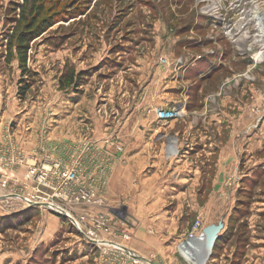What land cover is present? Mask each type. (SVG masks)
Wrapping results in <instances>:
<instances>
[{
  "label": "rangeland",
  "instance_id": "rangeland-1",
  "mask_svg": "<svg viewBox=\"0 0 264 264\" xmlns=\"http://www.w3.org/2000/svg\"><path fill=\"white\" fill-rule=\"evenodd\" d=\"M200 2L47 0L42 20L50 19L54 26L31 44L27 64L30 73L25 75L14 58V45L11 47L13 38L23 29L20 14L25 2L0 0V139L5 132L16 139L26 135L27 146L34 142L32 151L46 122L52 125L48 137L57 144L97 137L96 132L101 129L102 133V127L116 114L113 108L101 105L102 95H97L99 84L111 76H122L108 87L105 84L104 90L117 89L115 104L130 107L142 79L125 76H152L148 74L151 62L159 51L168 52L166 48L171 47L175 61H185L183 66L172 61L170 66L177 69L178 76L189 79L180 87L187 95V118L154 123L159 131L153 139L154 151L137 157L132 156L137 152L135 145L125 144L118 135L121 123L118 131L104 128L125 146L127 154L121 173L116 171L120 164L115 166L116 183L110 192L112 175L105 196L126 221L116 229L126 231L130 238L119 241L129 250L138 243L155 245L154 241L134 242L135 214L149 234H153L154 223L164 222V214L168 215L165 223L170 224L169 230L188 231L187 236L194 222L201 218L213 226L223 222L225 228L220 236L228 231L224 235L228 236L227 241L216 250L214 246L207 264H264V62L255 58L262 45L255 42L258 31L253 23L235 30L236 20L242 18L240 15L246 13L249 5H263L264 0H207L197 7ZM205 6L219 10L218 29L213 30L214 24L201 19L199 12ZM10 49L12 60L8 62ZM68 70H74L76 76H87L83 81L86 91L60 87V79L67 76ZM133 70L140 73L134 75ZM22 76H27L22 84L29 88L23 100L18 96ZM120 89L127 91L124 96ZM157 89L160 95L164 94V87ZM160 95L158 99L165 101ZM80 101L79 115L88 116L86 126L70 118L73 104ZM99 111L102 112L98 114ZM97 119L100 122H95ZM150 125L151 121L145 126ZM229 125L235 126L237 132L244 128V134L237 135L236 144H246L236 161L225 167L219 161V150L199 143L198 135L207 131L221 143V148L228 139L225 126ZM188 126L191 129L183 134ZM173 128L182 131L178 140L172 137ZM188 137H193L190 141L195 143L190 147L191 158L182 161L176 152L183 145L179 140ZM249 137H256V141H249ZM172 144H176V151L170 155L167 147ZM233 177L234 187L230 188L226 182ZM2 197L3 192L0 264H102V252L73 224L44 208L27 207ZM194 204L202 209L194 208ZM82 230L86 231L84 226ZM175 239L167 236L161 244L171 240L167 245H172ZM180 243L177 259L190 264L182 257ZM149 259L153 264H166L164 258L154 253Z\"/></svg>",
  "mask_w": 264,
  "mask_h": 264
},
{
  "label": "built area",
  "instance_id": "built-area-1",
  "mask_svg": "<svg viewBox=\"0 0 264 264\" xmlns=\"http://www.w3.org/2000/svg\"><path fill=\"white\" fill-rule=\"evenodd\" d=\"M206 1L202 0L197 7ZM255 5L251 3L246 13L240 15L241 19L248 20ZM199 14L213 21V30L218 29L219 10L205 6ZM159 61L162 66L170 65L166 58H160ZM184 63L183 59L174 61L177 66H183ZM155 113L160 121L169 122L181 119L184 107L158 109ZM50 126L49 122L43 124L35 149L30 152L22 147L15 136L7 132L3 134L0 139L2 198L20 201L27 207L44 208L62 216L102 252V264H153L147 259L143 261L137 258L139 255L136 252L122 246L119 240H128L130 235L116 228L119 223L125 224L126 221L105 198L115 166L125 163V146L112 133L92 138L87 136L71 144H57L48 137ZM22 169L25 175L19 181L16 174ZM234 182V177L229 178L226 186L232 188ZM29 189L31 191L25 194ZM112 214L117 217L116 220L114 216L111 218ZM203 224V219H197L186 239L179 245L182 257L187 262L195 260V253L201 251L202 246H198V243L203 244Z\"/></svg>",
  "mask_w": 264,
  "mask_h": 264
},
{
  "label": "crops",
  "instance_id": "crops-1",
  "mask_svg": "<svg viewBox=\"0 0 264 264\" xmlns=\"http://www.w3.org/2000/svg\"><path fill=\"white\" fill-rule=\"evenodd\" d=\"M170 39V38H169ZM140 42H138L139 44ZM176 44V42H174ZM137 44V45H138ZM143 45V44H142ZM139 46H137L138 49ZM168 50L167 51H159V54L156 56V59L153 60L150 64V68L151 71H148V74L152 75V76H125L126 78H130V77H136V78H141L142 81L139 84V88L136 89L137 93L135 94V98L132 102V104L130 105V107H125L124 105H116L115 101H114V96L116 95L115 92L116 90H110L108 91L107 89L104 90L105 87H108L107 84L109 83H114L116 79L122 77V76H111L109 78L108 81H105L104 84H99L100 85V89H99V93L97 95H102V99H100L102 102L101 105H106V108L111 107L113 108V110L115 111L116 114H114L113 116V120H109L107 121L108 124H106L104 127H102L103 132L101 133V129L98 130L96 132V136L100 137L103 136L102 134L105 132H110L112 130H119V125L121 123V132L119 135V137L122 138V140H125V144H129V145H135V151L136 154H133L132 156H144L145 154H149L151 155V150L153 147V139H156V135L159 133L158 129H156V127H154V123H167L164 121H160L157 118V114L155 113L158 109H169L172 110L174 108H180V107H184V116H183V120L187 118L188 114H189V108H188V101H187V95H184L182 93V90H180L181 87V83H183V81H189V79L185 78V76H178V71L176 68L171 67V63L169 66H162L160 63V58H166L169 62L174 63L175 59H174V49H172L171 47L166 48ZM153 57L154 54H152ZM174 59V60H173ZM139 63V62H138ZM191 67V66H190ZM135 69H138V67H136ZM134 71V70H133ZM153 72V73H152ZM139 74L137 72H133V74ZM134 74V75H135ZM180 77V79H179ZM180 80V81H179ZM89 84V83H88ZM106 84V86L104 87V85ZM87 86V85H86ZM86 86H84L83 84L80 85V89L74 88L73 90L75 92H78L79 90H85L86 91ZM159 86L164 87V94L160 95V91L157 89ZM127 91H124L122 89L119 90V93L126 94ZM159 95L161 97L164 96L165 101H163L162 99H158ZM180 95V96H179ZM184 96L186 99H184ZM189 98V97H188ZM158 99V100H157ZM84 102V100H83ZM100 102V101H99ZM82 105V101L78 102V103H74V111L72 112V115L70 116L71 119H74V121L76 123H78L79 125H83L86 126L85 121H87L88 116H86V114H81L79 115V113H82V110H80V107ZM145 117H147L148 119L146 120ZM213 118V117H212ZM180 120V119H178ZM123 121V122H122ZM151 121V125L149 127H146V123ZM173 121H177V120H173ZM172 121V122H173ZM95 122H100V119L95 120ZM170 122V121H169ZM118 123V124H117ZM231 124V123H230ZM215 126H218L219 124H214ZM224 125V124H223ZM228 131H229V135H228V139L225 141V144H222L224 146H222L221 148L219 147V145L221 144L220 142H218L217 139H215L214 137H211V134L206 132H201L200 135H198L199 137V143L204 144L205 147L208 145L209 148L211 149H217L219 150V161L222 162V166L225 167H229L230 163H233V161H236L237 157L239 156V152L242 151V153L244 152V145H240V142H238L237 144H239L237 146L236 144V137L239 134H244L242 132L244 128L240 127L238 128V132L236 130L235 126H225ZM100 128V127H99ZM109 129V130H105V129ZM118 129V130H117ZM175 129V128H173ZM185 132H183V134H187L188 133V129H191V127H186L184 128ZM125 130V131H124ZM152 130V131H151ZM187 130V131H186ZM175 132L173 133V138L175 139H179V136L181 134V130H174ZM153 132V133H152ZM199 133V132H198ZM108 134H111L108 133ZM148 134V136H147ZM142 135V136H141ZM75 137V136H74ZM73 137V138H74ZM118 137V138H119ZM257 137V136H256ZM256 137H249V141H256ZM19 140V142L22 144L23 148H25V150L30 151L31 148L34 146V142L31 143V146H27V140H26V135H24V139L21 137L17 138ZM193 137H188L185 138V140H179V142H182V148L180 147V150H178L177 156L180 157V159L182 161L187 160L189 158H191L192 152L190 147H192V145L195 142H192L190 140H192ZM61 140V139H59ZM167 143H164V147ZM252 143V142H251ZM242 144V142H241ZM247 145H249V143L247 142ZM177 146L179 147V143L177 144ZM170 147V146H168ZM167 147V151L170 155H173L169 152V148ZM190 149V150H189ZM242 149V150H241ZM154 151V150H153ZM166 152V150H164ZM127 155V154H126ZM164 155H166L164 153ZM121 166V167H120ZM119 167V168H118ZM118 169L117 174L121 173V168L123 167L122 165H118ZM229 170H227L228 172ZM116 175H113V179L111 181V185H110V192L111 189L114 188V185L116 183L115 179H116ZM17 178L19 181H22L25 175V170H19L17 172ZM142 204V203H141ZM149 207H153L154 205L149 204ZM194 208H198V210L202 209V206L198 205V204H194L193 205ZM143 207L146 208V206L143 204ZM149 209V208H148ZM204 216V214H203ZM161 218L164 220V222H159V223H154V228H153V234H149L145 231V226L141 225V222L138 220V216L133 215L132 217V226L135 225V230H134V242L137 239L139 242L146 240L147 242H151L154 241V243L151 245V243H148L147 245L144 244H140L138 243V245H136V248L131 249L132 251L136 252L139 256H141L142 258H145L147 260L149 259V256L151 255V253L154 255H160V257L164 258V261L166 264H184L181 263L180 256L179 253L177 251V246L180 242H182L183 240H185V238L187 237V232H181L176 230L175 232H172L171 230H169L170 228V224L165 223V219L168 218L167 214H164L163 216H161ZM173 219V218H172ZM203 228L206 229L208 227L213 226V224H205V219H203ZM177 234V235H175ZM174 238L176 237V239L174 240V244L172 245H167L168 242L170 241H164V244H161L162 238ZM116 241H118L117 239H115ZM136 240V241H137ZM198 246H202V242L198 243ZM155 248V251L151 250ZM152 251L151 253L149 252L150 250ZM199 255V254H198ZM179 257V259H177ZM182 258V257H181ZM182 260V259H181ZM209 260V259H208ZM208 260L204 263L207 264ZM203 262V261H202Z\"/></svg>",
  "mask_w": 264,
  "mask_h": 264
},
{
  "label": "trees",
  "instance_id": "trees-1",
  "mask_svg": "<svg viewBox=\"0 0 264 264\" xmlns=\"http://www.w3.org/2000/svg\"><path fill=\"white\" fill-rule=\"evenodd\" d=\"M24 2L25 5L22 7V11L20 14L22 18L20 21V25H23V29L16 38H13L14 42H11V47L14 45V51L16 52L14 58L17 59L19 63V67L24 71L25 75H27L30 73V71L27 68V64H28V56L31 49V44L36 39L40 38L44 33H46L50 28H52L54 26V23L50 19L42 20V18L46 15L47 0H24ZM201 17H202L201 19L204 18L205 21H207V23H210V25L213 24V21L211 19L204 17L202 15ZM9 51L11 55L12 50L10 49ZM11 60H12V55L10 56L8 62H10ZM25 77L27 76H22V80H21L22 82L18 92V96L22 100L26 98V94L29 90L26 84L25 85L22 84L24 83L23 79ZM86 78L87 76H81V74L76 76L74 70L71 71L68 70L67 76H62L60 79V87L65 89H69L71 87L77 88L83 84V81H85ZM236 211H238V209L236 210L235 208L234 213H236ZM234 215L235 214H233L232 217ZM59 217L63 218L62 216ZM232 217L230 221H232ZM66 222L69 221L66 220ZM224 235L223 236L221 235L216 241L215 250L219 248L222 242L227 241L228 236L224 237Z\"/></svg>",
  "mask_w": 264,
  "mask_h": 264
},
{
  "label": "bare ground",
  "instance_id": "bare-ground-1",
  "mask_svg": "<svg viewBox=\"0 0 264 264\" xmlns=\"http://www.w3.org/2000/svg\"><path fill=\"white\" fill-rule=\"evenodd\" d=\"M248 17V20L240 18L241 20H238L236 27L238 29H243L245 26H250L252 23L254 24L256 30L258 31V34L255 36V42L262 45V51L256 54L255 58L257 62L262 63L264 62V4L262 5L257 3V5L253 6ZM168 148L169 152L174 154L176 151V144H172ZM202 249L197 254L195 253V260L198 261L191 260L190 264H203L202 261L206 253L203 251L204 249Z\"/></svg>",
  "mask_w": 264,
  "mask_h": 264
},
{
  "label": "water",
  "instance_id": "water-1",
  "mask_svg": "<svg viewBox=\"0 0 264 264\" xmlns=\"http://www.w3.org/2000/svg\"><path fill=\"white\" fill-rule=\"evenodd\" d=\"M224 228V223L220 222L218 225H214L203 230L204 239L202 247L204 250L202 248L201 249L206 253V255H204L203 264L211 257L215 243L220 237V234L224 230ZM137 258L146 261V259L140 256H137Z\"/></svg>",
  "mask_w": 264,
  "mask_h": 264
}]
</instances>
